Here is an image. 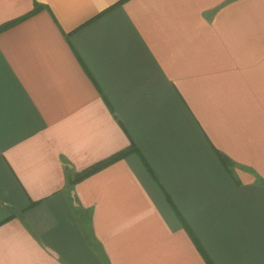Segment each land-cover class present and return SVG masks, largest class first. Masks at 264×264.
I'll list each match as a JSON object with an SVG mask.
<instances>
[{
	"label": "crops",
	"instance_id": "crops-1",
	"mask_svg": "<svg viewBox=\"0 0 264 264\" xmlns=\"http://www.w3.org/2000/svg\"><path fill=\"white\" fill-rule=\"evenodd\" d=\"M0 264H264V0H0Z\"/></svg>",
	"mask_w": 264,
	"mask_h": 264
},
{
	"label": "trees",
	"instance_id": "trees-1",
	"mask_svg": "<svg viewBox=\"0 0 264 264\" xmlns=\"http://www.w3.org/2000/svg\"><path fill=\"white\" fill-rule=\"evenodd\" d=\"M36 6H37V5H35V8L33 9V11H32L30 14H32V13H34V12L36 11V9H37ZM19 20H20V19H17V20L12 21L11 23H7L6 25H4V27H7V26L11 25L12 23H15V22H17V21H19ZM130 148L133 149V147H130ZM126 152H127V151H122V152H120V153H117L116 155L110 157L109 159H107V160H105V161H102L100 164H97V165H95L94 167H91L90 169L84 171V172L81 173L78 177L84 176V175L88 174L89 172H91V171H93V170L99 168L100 166H102V165H104V164H107V163H109V162H111V161H113V160H115V159H118L119 157H121L122 155H124Z\"/></svg>",
	"mask_w": 264,
	"mask_h": 264
}]
</instances>
